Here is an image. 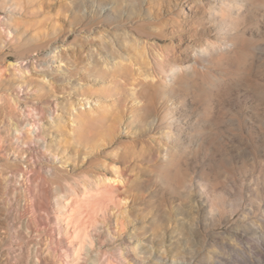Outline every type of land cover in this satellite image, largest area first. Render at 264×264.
<instances>
[{"label":"clouds","instance_id":"1","mask_svg":"<svg viewBox=\"0 0 264 264\" xmlns=\"http://www.w3.org/2000/svg\"><path fill=\"white\" fill-rule=\"evenodd\" d=\"M0 264H264V0H0Z\"/></svg>","mask_w":264,"mask_h":264}]
</instances>
